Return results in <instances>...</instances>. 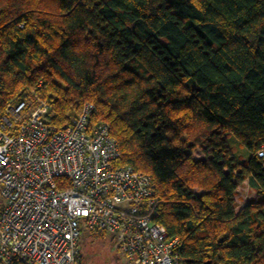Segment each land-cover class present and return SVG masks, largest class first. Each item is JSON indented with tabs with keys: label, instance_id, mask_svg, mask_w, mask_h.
<instances>
[{
	"label": "trees",
	"instance_id": "trees-1",
	"mask_svg": "<svg viewBox=\"0 0 264 264\" xmlns=\"http://www.w3.org/2000/svg\"><path fill=\"white\" fill-rule=\"evenodd\" d=\"M37 100L57 129L93 105L183 264H264V0H0V117Z\"/></svg>",
	"mask_w": 264,
	"mask_h": 264
},
{
	"label": "built area",
	"instance_id": "built-area-1",
	"mask_svg": "<svg viewBox=\"0 0 264 264\" xmlns=\"http://www.w3.org/2000/svg\"><path fill=\"white\" fill-rule=\"evenodd\" d=\"M35 106L0 117V264H75L83 227L111 235L129 264H183L179 239L155 220L151 176L115 166L118 143L108 124L89 125L93 105L64 129Z\"/></svg>",
	"mask_w": 264,
	"mask_h": 264
},
{
	"label": "rangeland",
	"instance_id": "rangeland-1",
	"mask_svg": "<svg viewBox=\"0 0 264 264\" xmlns=\"http://www.w3.org/2000/svg\"><path fill=\"white\" fill-rule=\"evenodd\" d=\"M41 102L27 101L30 109L36 107L35 105ZM230 146L233 148L234 157L239 160L240 163H247L248 154L245 149L236 141L229 140ZM194 159H203V155L200 150L194 152ZM258 196L255 192L249 189L247 183L242 184L236 193V200L241 207L250 201H256ZM90 230V229H89ZM111 235L108 234L106 238H92L83 237L80 241L79 249L81 258H78L75 264H129L125 259L117 252L115 244L111 240Z\"/></svg>",
	"mask_w": 264,
	"mask_h": 264
}]
</instances>
